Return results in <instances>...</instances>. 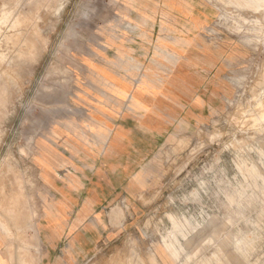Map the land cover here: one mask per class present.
I'll return each instance as SVG.
<instances>
[{"label":"rangeland","instance_id":"rangeland-1","mask_svg":"<svg viewBox=\"0 0 264 264\" xmlns=\"http://www.w3.org/2000/svg\"><path fill=\"white\" fill-rule=\"evenodd\" d=\"M180 16L192 30L167 21ZM181 31L222 53V103L161 147L137 193L106 209L112 233L75 264H264V0H7L0 221L15 233L10 264H30L31 255L40 264L38 244L22 235L38 221L35 160L46 120L71 114V89L93 80L89 66L119 67L121 50L150 49L147 35ZM63 260L72 264L66 252Z\"/></svg>","mask_w":264,"mask_h":264},{"label":"crops","instance_id":"crops-1","mask_svg":"<svg viewBox=\"0 0 264 264\" xmlns=\"http://www.w3.org/2000/svg\"><path fill=\"white\" fill-rule=\"evenodd\" d=\"M167 21L192 30L183 16ZM147 37L150 49L121 50L119 67L89 66L93 80L71 89L77 104L71 114L56 113L40 132V212L34 233L22 235L28 247L38 244L40 264H63L65 252L75 264L108 238L106 209L137 193L148 164L170 138L206 121L222 103L221 52L183 31ZM8 225L7 231L0 227V264H10L15 233Z\"/></svg>","mask_w":264,"mask_h":264},{"label":"bare ground","instance_id":"bare-ground-1","mask_svg":"<svg viewBox=\"0 0 264 264\" xmlns=\"http://www.w3.org/2000/svg\"><path fill=\"white\" fill-rule=\"evenodd\" d=\"M49 1H50V0H49ZM39 10H40V9H39ZM56 11H57V10H56ZM37 18H38V17H37ZM34 30H35V29H34ZM27 33H28V32H27ZM30 53H32V52L30 51ZM167 98H168V97H167ZM38 145H39V143H37V146H38ZM24 180H25V179H24ZM7 182H8V181H7ZM24 185H25V184H24ZM4 196H5V195H4ZM11 197H13V196H11ZM27 198H28V197H27ZM27 198H26V199H27ZM30 198H31V197H30ZM30 198H28V199H30ZM11 200H12V199H11ZM11 200H10V201H11ZM8 208H9V207H8ZM11 208H12V206H11ZM11 208H10V209H11ZM13 208H14V207H13ZM13 208H12V210H14ZM31 208H32V206H31ZM29 209H30V208H29ZM31 210H32V209H31ZM33 210H34V209H33ZM38 210H39V209H38ZM18 212H19V211H18ZM34 212H35V211H34ZM39 212H40V210H39ZM38 214H39V213H38ZM38 214H37V215H38ZM31 220H32V219H31ZM0 223H1V224H0V227H1L3 230H5V227H6V226L3 225L2 221H0ZM25 224H26V223H25ZM27 225H28V224H27ZM29 225H30V224H29ZM29 228H30V226H29ZM7 229H8V228H7ZM30 229H31V228H30ZM32 229H33L32 231H33V233H34V228L32 227ZM28 231H29V230H28ZM30 232H31V231H30ZM33 235H34V234H33ZM10 236H11V235H10ZM30 236H31V234H30ZM32 237H33V236H32ZM8 239H9V238H8ZM23 244H24V243H23ZM28 244H29V243H28ZM34 250H35V249H34ZM22 256H23V255H22ZM28 261H31L30 264H35V262H34V261H35L34 256L31 255V257L29 258V260L27 259V262H28Z\"/></svg>","mask_w":264,"mask_h":264}]
</instances>
